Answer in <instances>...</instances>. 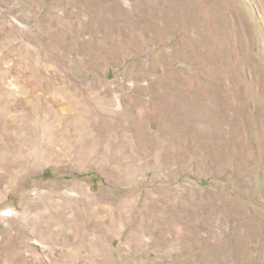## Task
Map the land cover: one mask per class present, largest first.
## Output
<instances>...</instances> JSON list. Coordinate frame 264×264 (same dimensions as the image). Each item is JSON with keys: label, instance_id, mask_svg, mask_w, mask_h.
Listing matches in <instances>:
<instances>
[{"label": "rangeland", "instance_id": "1", "mask_svg": "<svg viewBox=\"0 0 264 264\" xmlns=\"http://www.w3.org/2000/svg\"><path fill=\"white\" fill-rule=\"evenodd\" d=\"M0 264H264V0H0Z\"/></svg>", "mask_w": 264, "mask_h": 264}]
</instances>
